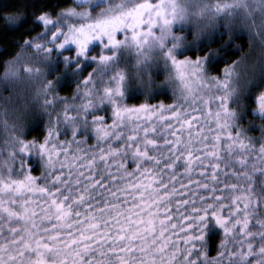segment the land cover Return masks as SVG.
Masks as SVG:
<instances>
[{
    "label": "snow or ice",
    "instance_id": "snow-or-ice-1",
    "mask_svg": "<svg viewBox=\"0 0 264 264\" xmlns=\"http://www.w3.org/2000/svg\"><path fill=\"white\" fill-rule=\"evenodd\" d=\"M237 21L260 49L229 59ZM0 22L22 37L0 75V264H264V124L240 125L264 121V0H22ZM30 105L42 141L21 138Z\"/></svg>",
    "mask_w": 264,
    "mask_h": 264
},
{
    "label": "trees",
    "instance_id": "trees-1",
    "mask_svg": "<svg viewBox=\"0 0 264 264\" xmlns=\"http://www.w3.org/2000/svg\"><path fill=\"white\" fill-rule=\"evenodd\" d=\"M22 0H0V8H7V9H15L19 3H21ZM23 2H26V0H23ZM57 0H52V3L55 4ZM16 13L14 11L6 12L5 15H15ZM235 30L238 33H241L242 38L236 39L235 44L232 48L229 49L228 53H225V55L229 59H236L239 57H234L231 55L232 52L235 51L236 46H239L243 49L242 55H251L255 54L260 49V38L258 36H253L251 40L248 39L247 35V29H244L241 25L240 21H237L235 24ZM35 35V33H33ZM191 37H189V40L191 41ZM22 43V37L20 34H5V26L3 22H0V75L3 74V62L12 60L18 52H20V48L16 47V44ZM219 44L213 45V48H218ZM193 58H195L193 56ZM223 67V65H221ZM163 80V77L158 78L157 82H160ZM72 91L74 89H58L59 95L62 97H67L72 94ZM5 95H7L5 93ZM161 100H163L165 103H170L166 97H161ZM143 102V100L140 101H133V103H139ZM156 102V101H153ZM2 103V101H0ZM30 107V106H29ZM249 107H254V105H249L247 100H244L242 103V106L237 107V111H241V108H243L245 111ZM59 110V109H57ZM35 115V117L30 116L28 119L26 116H24L22 121V128H23V134L21 136L22 139L29 140V141H42L44 135L46 134L47 128L49 127V116L45 113H43L40 110L34 111L32 113ZM39 116V117H38ZM33 118V119H32ZM24 120H26L24 122ZM52 120H55V113L52 114ZM249 121L252 123L250 124ZM264 124V121L259 120L258 118L247 115L245 119L240 121V125L243 129L249 130L253 127H255L256 130L254 131H248L247 135L250 136L254 140H259L261 137V132L259 130L260 126ZM59 130L62 133L61 139H66L70 137H65L63 135L65 129L63 125L59 126ZM19 134V133H18ZM35 154L33 153V175L40 176V172L35 170ZM222 234L217 230L213 232L210 235V238L208 240L207 244V251L209 253V256H215L217 253V249L219 248L220 241L222 239Z\"/></svg>",
    "mask_w": 264,
    "mask_h": 264
},
{
    "label": "rangeland",
    "instance_id": "rangeland-1",
    "mask_svg": "<svg viewBox=\"0 0 264 264\" xmlns=\"http://www.w3.org/2000/svg\"><path fill=\"white\" fill-rule=\"evenodd\" d=\"M34 111H37V110H34V109L32 108V106L30 105L28 111L25 113L24 116H26L27 119H28L30 116L35 117V115L32 114ZM49 111H51V109H50ZM38 117H39V116H38ZM23 118H24V117H23ZM32 119H33V118H32ZM25 121H26V120H24V122H25Z\"/></svg>",
    "mask_w": 264,
    "mask_h": 264
}]
</instances>
